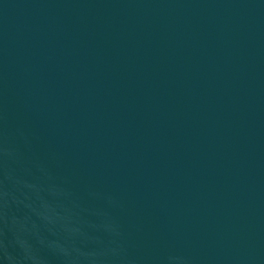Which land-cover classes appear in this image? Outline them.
Masks as SVG:
<instances>
[{
    "label": "water",
    "instance_id": "95a60500",
    "mask_svg": "<svg viewBox=\"0 0 264 264\" xmlns=\"http://www.w3.org/2000/svg\"><path fill=\"white\" fill-rule=\"evenodd\" d=\"M0 264H245L178 0H0Z\"/></svg>",
    "mask_w": 264,
    "mask_h": 264
}]
</instances>
